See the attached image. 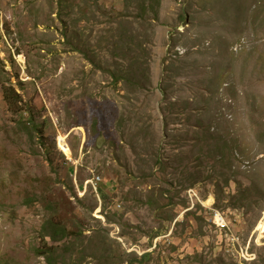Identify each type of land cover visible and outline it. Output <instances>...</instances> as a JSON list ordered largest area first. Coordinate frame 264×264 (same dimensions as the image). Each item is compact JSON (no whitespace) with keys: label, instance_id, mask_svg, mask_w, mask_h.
Wrapping results in <instances>:
<instances>
[{"label":"rangeland","instance_id":"374dc122","mask_svg":"<svg viewBox=\"0 0 264 264\" xmlns=\"http://www.w3.org/2000/svg\"><path fill=\"white\" fill-rule=\"evenodd\" d=\"M136 16L0 0V264H264V0H162L138 86Z\"/></svg>","mask_w":264,"mask_h":264},{"label":"trees","instance_id":"16d2710c","mask_svg":"<svg viewBox=\"0 0 264 264\" xmlns=\"http://www.w3.org/2000/svg\"><path fill=\"white\" fill-rule=\"evenodd\" d=\"M126 5L133 3L137 10V16L134 20H128L123 22L128 24H134V23H141L140 28H144V30H140L141 35H139L136 32V40L139 42L138 45H140L136 51L130 49L128 54L133 53V57L130 59H133L134 61H139V66L135 67L134 64H137L136 62L130 63L128 65H125L120 70H116V67L114 69H110V74L112 77L113 82L118 81H126L127 83L133 84L134 86H138L135 81L137 79H141L142 76H144L143 72L145 69V60H144V54L146 51V45L144 44L145 39L141 38L142 35L148 36V32L150 30L149 22L153 19L158 18V7L162 4V0H125ZM151 13V15H149ZM123 24L119 23V27H122ZM128 27L127 25H125ZM134 31H129L125 33V36L130 40L134 35ZM141 57L143 58V62L141 61ZM4 96L6 98L7 103H10L9 94L6 90H4ZM95 126H97V120L94 119ZM43 226V229L45 231V236L50 237L51 240L54 242H58V240L65 236L68 232L66 226L62 224H57L52 219H47ZM71 232H69L70 234ZM42 253L46 255L47 264H56V259L54 257L55 251L50 249H47L45 246V250H42Z\"/></svg>","mask_w":264,"mask_h":264},{"label":"built area","instance_id":"2783aa9c","mask_svg":"<svg viewBox=\"0 0 264 264\" xmlns=\"http://www.w3.org/2000/svg\"><path fill=\"white\" fill-rule=\"evenodd\" d=\"M98 179H99V176H97V178H95V179H91V180H90V183L92 184V186H93L94 188H96V186H97ZM221 219H222V218H221Z\"/></svg>","mask_w":264,"mask_h":264},{"label":"bare ground","instance_id":"6f19581e","mask_svg":"<svg viewBox=\"0 0 264 264\" xmlns=\"http://www.w3.org/2000/svg\"><path fill=\"white\" fill-rule=\"evenodd\" d=\"M89 182V181H88ZM99 182V181H98ZM91 184V183H90Z\"/></svg>","mask_w":264,"mask_h":264}]
</instances>
